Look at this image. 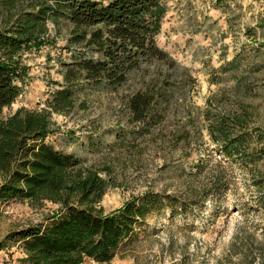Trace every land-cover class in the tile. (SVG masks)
Returning a JSON list of instances; mask_svg holds the SVG:
<instances>
[{"label": "rangeland", "instance_id": "1", "mask_svg": "<svg viewBox=\"0 0 264 264\" xmlns=\"http://www.w3.org/2000/svg\"><path fill=\"white\" fill-rule=\"evenodd\" d=\"M33 2L0 0V24ZM168 6L157 42L173 63L144 64L121 86H84L64 113L52 111L50 94L76 50L74 25L49 19L45 36L18 56L22 93L4 115L50 111L48 141L82 161L69 181L105 182L95 210L160 195L109 262L86 264H264V0ZM140 90L155 92L157 104L139 122L129 100ZM62 206L46 193L0 202V264H27L15 232Z\"/></svg>", "mask_w": 264, "mask_h": 264}, {"label": "trees", "instance_id": "2", "mask_svg": "<svg viewBox=\"0 0 264 264\" xmlns=\"http://www.w3.org/2000/svg\"><path fill=\"white\" fill-rule=\"evenodd\" d=\"M34 1L0 24V202L46 193L63 203L41 223L15 232L27 264L109 262L131 240L160 195L147 192L109 214L95 210L105 182L97 174L69 181L71 170L82 161L48 141L53 133L50 111L22 107L5 116L4 109L22 93L26 71L18 56L39 43L51 18H66L74 25L70 43L76 46L71 60L62 63L63 81L56 82L50 94L54 112L71 111L84 86H121L144 64L172 62L157 42L170 0ZM156 100L155 92L133 94L129 103L134 119L145 121ZM215 133L231 141L224 129Z\"/></svg>", "mask_w": 264, "mask_h": 264}]
</instances>
